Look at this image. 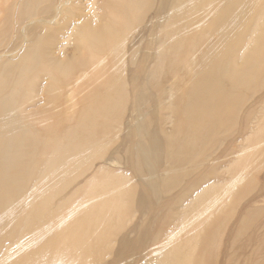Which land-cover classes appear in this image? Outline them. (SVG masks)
<instances>
[{
    "label": "bare ground",
    "instance_id": "bare-ground-1",
    "mask_svg": "<svg viewBox=\"0 0 264 264\" xmlns=\"http://www.w3.org/2000/svg\"><path fill=\"white\" fill-rule=\"evenodd\" d=\"M263 92L264 0H0V264H219Z\"/></svg>",
    "mask_w": 264,
    "mask_h": 264
},
{
    "label": "rangeland",
    "instance_id": "rangeland-1",
    "mask_svg": "<svg viewBox=\"0 0 264 264\" xmlns=\"http://www.w3.org/2000/svg\"><path fill=\"white\" fill-rule=\"evenodd\" d=\"M263 101H264V92L260 96L256 97L253 101L249 102L246 105V107L244 108V110H243V112L241 114V117H240V121H239L238 127L235 128L234 133L231 134L230 138L221 146V149L219 148L218 153L214 156L215 157L214 160H218L219 161V163H218L219 170H218V172H216V174L214 175V179H212V180H214V181L215 180L216 181L219 180L221 182H224V181H226V180H228L230 178L229 177L230 174H227L226 171L233 164V162L236 159V156L238 155V153H240L241 146H242V144H244V143H242V141L246 137H248L249 135H251V128L254 125L253 122H255V118L254 117H257L258 116V107L262 104ZM250 112H251V118H249V120H248L249 122L246 124V122H247V115ZM232 136H234V137H232ZM240 142H241V144H240ZM219 156H221V158ZM221 160H223V161H221ZM262 160L264 161V158H262L260 156V152H259V154H257L256 157L254 158V161H253L254 163L250 166V169L253 168L251 170L249 169V172H250L249 177L250 178L249 177L246 178L245 183L242 185V188L238 192H236V194H234L233 197H232V199H231L232 200V202H231L232 209H235V208L237 209L236 210L237 215H236L235 219H233L231 221V224L227 227V230L225 231V234H224V238L222 237L221 245H220V255L221 256L219 257V262H218L219 264H244V262H246L245 264H250V263L253 264L252 262L257 261V257L258 258L264 257L262 255V253H260L261 252L260 250H261L262 247H263L262 250L264 251V242H263L264 241V237H262V236H264V228H263V226H264V222H263V220H264V218H263L264 211L259 212L258 216L255 218V220L253 221V223L250 225V228H246L245 230L242 231V233H241V236L242 237L240 238V236H239V240L235 244L237 247L235 245L232 246V244H233V237L238 232L240 220L242 219L243 215L246 213L247 209L249 207H253L254 208L255 206L261 207V205H262L261 208L264 207V202H261L262 200H264V193H263V191H264V167L262 166V165H264V162L262 163ZM259 161H260V164L261 165L258 163ZM254 164L255 165L259 164V166L255 167ZM260 166H262L263 168L260 167ZM123 170L124 171H127L129 174L131 173L130 170H127L125 168H123ZM256 170H258V171H256ZM198 178H200V177H196L195 179L197 180ZM248 184H251L252 185V188H251L250 192H252L253 195H256V196L253 197L254 199L251 198L248 202H244V200L248 197V195H247V197H244L246 194L244 193L243 187H246ZM240 205H241V207H240ZM229 209H231V207H229ZM260 219H262V220H260ZM137 220H138V213L136 214L135 218L133 219V222H135V221L136 222H139ZM256 222H257V225H256ZM147 223H149V222H146V225H147ZM261 224H263V225H261ZM256 226H257V228H256ZM261 229H263L262 230V234H261L262 236L258 233V232L261 233ZM253 230H255V231H253ZM245 231H247V232H245ZM251 232H252V234H251ZM254 235H255V237H254ZM248 236L249 237L251 236L250 237V240L248 239V241H246V239H247ZM260 236H261V238H259ZM243 237H244V239H243ZM244 240L246 242H244ZM253 240H254V242H253ZM256 240H257V242H256ZM242 242H244L243 243V246L244 247H241L242 246ZM247 242L249 244V247L247 246L248 245ZM260 242L263 244V246H262V244H260ZM245 243H246V246L244 245ZM254 243H255V245H254ZM238 244H241V246L238 247ZM258 244H260L261 247ZM251 245L253 247H251ZM245 247H246V250H245ZM242 249L245 250V255H244V252H242ZM239 250H240V252H242L241 253L242 255H240ZM258 250H259V252H258ZM232 251H234L233 252V258L230 261H228L227 260L228 259V257H227L228 253L227 252L231 253ZM253 251H254V253H253ZM132 253L133 252L127 251V256H126L127 258L125 257L126 258L125 259L126 261L132 258V256H130V255H132ZM263 254H264V252H263ZM128 255H129V257H128ZM235 255H236V257H234ZM239 255H240V257H239ZM260 255H262V256H260ZM113 256H115V255H113ZM242 256H243V258H241ZM253 257H255V259ZM243 259L245 261H243ZM261 260H264V258H262ZM126 261L125 262H122V264H125Z\"/></svg>",
    "mask_w": 264,
    "mask_h": 264
}]
</instances>
